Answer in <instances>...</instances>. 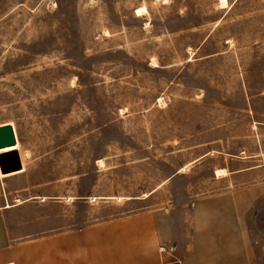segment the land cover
<instances>
[{
    "label": "rangeland",
    "instance_id": "1",
    "mask_svg": "<svg viewBox=\"0 0 264 264\" xmlns=\"http://www.w3.org/2000/svg\"><path fill=\"white\" fill-rule=\"evenodd\" d=\"M3 123L17 239L248 191L264 262V0H0Z\"/></svg>",
    "mask_w": 264,
    "mask_h": 264
},
{
    "label": "crops",
    "instance_id": "2",
    "mask_svg": "<svg viewBox=\"0 0 264 264\" xmlns=\"http://www.w3.org/2000/svg\"><path fill=\"white\" fill-rule=\"evenodd\" d=\"M19 148L20 143L0 150V154L18 150L22 165L20 171L8 174L0 169V264H264L249 232L248 216L255 199L248 191L201 199L184 220L177 219L174 210H151L19 240L8 227V214L30 200L45 203L49 197L37 193L18 204L7 202L13 195L35 190L26 182L28 167Z\"/></svg>",
    "mask_w": 264,
    "mask_h": 264
},
{
    "label": "water",
    "instance_id": "3",
    "mask_svg": "<svg viewBox=\"0 0 264 264\" xmlns=\"http://www.w3.org/2000/svg\"><path fill=\"white\" fill-rule=\"evenodd\" d=\"M18 138L15 128L8 123L0 127V150L16 147ZM0 169L2 174H8L22 169L18 150L0 154Z\"/></svg>",
    "mask_w": 264,
    "mask_h": 264
},
{
    "label": "bare ground",
    "instance_id": "4",
    "mask_svg": "<svg viewBox=\"0 0 264 264\" xmlns=\"http://www.w3.org/2000/svg\"><path fill=\"white\" fill-rule=\"evenodd\" d=\"M220 4H221V7L222 8H226L228 6V0H220ZM145 12V8H142V9H139L138 10V15H141ZM156 66V65H155ZM18 147H19V143H18ZM8 150H11V149H8ZM101 162V161H100ZM218 176H221L224 174V171H217L216 173Z\"/></svg>",
    "mask_w": 264,
    "mask_h": 264
},
{
    "label": "trees",
    "instance_id": "5",
    "mask_svg": "<svg viewBox=\"0 0 264 264\" xmlns=\"http://www.w3.org/2000/svg\"><path fill=\"white\" fill-rule=\"evenodd\" d=\"M251 231V229H250V227H249V232ZM250 236H251V238H252V234H251V232H250Z\"/></svg>",
    "mask_w": 264,
    "mask_h": 264
},
{
    "label": "built area",
    "instance_id": "6",
    "mask_svg": "<svg viewBox=\"0 0 264 264\" xmlns=\"http://www.w3.org/2000/svg\"><path fill=\"white\" fill-rule=\"evenodd\" d=\"M162 250H164V249L162 248Z\"/></svg>",
    "mask_w": 264,
    "mask_h": 264
}]
</instances>
